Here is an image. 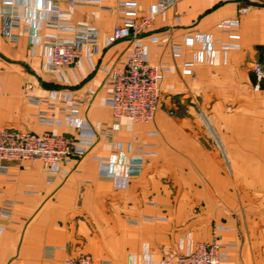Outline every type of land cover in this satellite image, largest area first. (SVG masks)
I'll return each mask as SVG.
<instances>
[{"label": "crops", "instance_id": "obj_1", "mask_svg": "<svg viewBox=\"0 0 264 264\" xmlns=\"http://www.w3.org/2000/svg\"><path fill=\"white\" fill-rule=\"evenodd\" d=\"M12 1L22 23L14 43L0 18V131L65 135L86 151L55 176L41 161L4 164L0 208L15 206L0 221V264L82 255L94 264H164L216 239L226 247L221 264H264V84L256 90L252 73L264 63V0H175L156 17L143 37L162 69L149 123L113 117L107 78L131 41L109 46L107 38L159 0L126 8L132 0ZM58 9L70 12L68 32L45 26ZM82 25L100 32L99 53L48 72L47 40L71 39ZM49 103L71 109L49 125L39 119ZM138 144L152 164L126 182L125 166L109 163L116 153L128 162Z\"/></svg>", "mask_w": 264, "mask_h": 264}, {"label": "built area", "instance_id": "obj_2", "mask_svg": "<svg viewBox=\"0 0 264 264\" xmlns=\"http://www.w3.org/2000/svg\"><path fill=\"white\" fill-rule=\"evenodd\" d=\"M71 7L76 6V0H69ZM175 4V0H159L154 11L140 18L127 20L122 26L116 27L107 38V44L112 46L119 41H131V51L123 67H116L110 71L107 84L109 93L107 103L112 110L113 117L119 121L132 123H149L155 119L160 103V80L162 69L152 65L147 57L146 44L143 37L147 35L156 20V17L166 12ZM135 0L124 5L134 7ZM69 11L56 10L46 21L47 29L55 32H68L69 26L62 21ZM0 18L4 21V35L11 42L17 43L18 36L15 31L22 23L12 0L0 1ZM100 32L97 28L82 25L76 28L71 39L51 38L46 46L50 50V58L46 70L60 73L65 68L74 66L86 55L99 53ZM165 38L162 42H167ZM256 78V90L262 89L264 84V63H256L252 70ZM2 85L0 84V93ZM37 104L41 101H37ZM70 106L76 105L74 102ZM50 111L43 113L39 119L43 123L54 125L58 114H67L71 107L56 108L55 103H49ZM71 115H67L70 119ZM101 135L110 137L107 130ZM145 146L138 144L134 147L128 162L126 155L114 154L110 160L111 168L117 163L125 166L126 182L143 172L144 168L152 164V158L145 152ZM82 142L65 135L54 133L35 134L3 129L0 131V172L6 173L8 167L5 163H20L24 161H41L46 165V173L55 176L59 173L60 164H71L74 158L85 154ZM111 172H113L111 170ZM14 203H7L0 208V221L3 217H10ZM226 247L219 240L200 243L190 254L172 252L164 258V264H221ZM66 264H94L92 257L82 255L70 258ZM101 264H112L102 262Z\"/></svg>", "mask_w": 264, "mask_h": 264}, {"label": "trees", "instance_id": "obj_3", "mask_svg": "<svg viewBox=\"0 0 264 264\" xmlns=\"http://www.w3.org/2000/svg\"><path fill=\"white\" fill-rule=\"evenodd\" d=\"M262 87H263V85H262Z\"/></svg>", "mask_w": 264, "mask_h": 264}]
</instances>
